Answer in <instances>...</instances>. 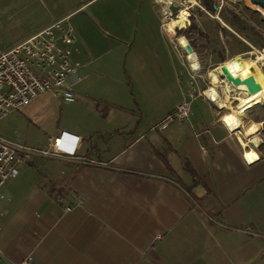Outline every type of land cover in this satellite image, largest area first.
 <instances>
[{
    "label": "crops",
    "instance_id": "obj_1",
    "mask_svg": "<svg viewBox=\"0 0 264 264\" xmlns=\"http://www.w3.org/2000/svg\"><path fill=\"white\" fill-rule=\"evenodd\" d=\"M92 1L0 0V54ZM151 32L130 29L107 60L82 54L78 34L75 101L40 96L2 120L7 141L42 149L55 132L74 152L15 165L0 189V264H264V107L232 133L176 42ZM185 100L188 119L159 131ZM51 106L59 119L41 115ZM254 138L248 166L239 142Z\"/></svg>",
    "mask_w": 264,
    "mask_h": 264
},
{
    "label": "rangeland",
    "instance_id": "obj_2",
    "mask_svg": "<svg viewBox=\"0 0 264 264\" xmlns=\"http://www.w3.org/2000/svg\"><path fill=\"white\" fill-rule=\"evenodd\" d=\"M151 2L152 7L150 0H140V2L138 0H93L80 12L75 13L73 19L67 18L74 30L75 43L78 34L85 43L90 38L87 46L83 45L82 54L89 53L93 58L102 60L120 57L116 54L115 48L121 39L128 36V31L132 28H151V33L161 42L160 34L163 35V32L168 33L174 43L178 37L183 36L198 57L201 70H197V73L200 75V92L202 93L210 87V82L207 79L209 71H216L219 66L230 60L248 66L250 62H253L251 57L241 56V54L249 52L246 43L256 48L264 46V11L253 6L249 0H162L161 2L151 0ZM174 7L177 8V11H173ZM211 7L214 8V11L211 10ZM180 9H185L188 12V22L185 26L177 25L178 21L175 20L176 13ZM155 10L159 13L158 23L163 29L162 32L156 30L158 26L155 16L149 17V14L145 13ZM134 12L139 14L134 17ZM92 28L102 32L108 30L109 35L106 39L92 35L89 37L88 34L92 33ZM76 46L77 43L75 46L73 45V55L80 52ZM180 52L184 54L183 51L180 50ZM232 66H229V69ZM254 69L258 71L255 66ZM219 78L223 79L220 76ZM217 87L218 93L224 95V84ZM229 90L227 96L235 98L238 92L231 87ZM46 95L50 96L52 100L55 99L54 101H59L50 93L41 96ZM234 104L236 103L234 102ZM258 106L264 107V101ZM56 111L58 108L55 109V113L54 111L52 113L51 106V110L45 109L41 115L49 119H59L58 113L55 115ZM218 111L222 117L226 113L223 109ZM247 112L245 116L242 115L248 120H252L257 113L255 110L252 114ZM1 123L2 120H0ZM252 134L255 135V133ZM59 135L53 132L47 138L53 139Z\"/></svg>",
    "mask_w": 264,
    "mask_h": 264
},
{
    "label": "built area",
    "instance_id": "obj_3",
    "mask_svg": "<svg viewBox=\"0 0 264 264\" xmlns=\"http://www.w3.org/2000/svg\"><path fill=\"white\" fill-rule=\"evenodd\" d=\"M74 43V30L67 19H63L44 27L0 54V120L29 105L43 94L50 93L66 104L75 101L74 83L69 80L75 77L77 83L82 77L78 76L80 67L72 58ZM246 45L249 52L241 56L251 57L264 73V46L256 48L247 43ZM189 64L193 69L191 63ZM219 76L222 77L220 74ZM204 94L205 91L201 95L215 105ZM192 97V94H189V98ZM189 115L190 101L185 100L175 107L157 129L162 131L170 123L181 124ZM243 115L245 116L246 112ZM49 142L48 147L35 149L0 137V189L9 178L17 175L15 165L18 163L29 162L34 157L61 158L73 155V149L63 148L65 142L62 134L49 139ZM239 143L243 149L242 158L246 165L249 166L259 160L258 144H254L251 140ZM74 146L72 145L73 148ZM249 153H255L256 157L253 160L248 159ZM33 262V257L29 254L16 264H33Z\"/></svg>",
    "mask_w": 264,
    "mask_h": 264
},
{
    "label": "bare ground",
    "instance_id": "obj_4",
    "mask_svg": "<svg viewBox=\"0 0 264 264\" xmlns=\"http://www.w3.org/2000/svg\"><path fill=\"white\" fill-rule=\"evenodd\" d=\"M160 2L162 0H159ZM168 2V1H167ZM172 5V4H171ZM168 12V11H167ZM169 14V13H168ZM167 16V15H166ZM188 12L185 9H180L175 16V20L178 21L177 25L185 26L188 22ZM176 45L181 51L184 52L185 59L191 63L192 68L196 71L200 69L199 61L197 55L194 53L193 49L188 50L190 46L187 39L180 36L176 39ZM191 47V46H190ZM231 61L229 64H224L228 69L229 73L233 78H238L240 80H245L252 77L254 81L260 86L259 90L254 94H247V89L244 84L232 85L226 79H220V67L215 70H211L207 73V79L210 82V87L205 92V96L211 99L215 106L219 109H223L226 113L223 116V123L229 129V131L236 132L242 128L247 129L248 123L242 118V114L248 110L262 104L264 101V73L259 69L255 62H250V65L244 66L242 64L234 63ZM242 63V62H240ZM233 64V66H232ZM229 66H232L229 69ZM254 66L258 68V71L254 69ZM193 70V71H195ZM201 70V69H200ZM262 73V74H261ZM224 84V95H220L217 91V86ZM229 87L237 91L235 98H231L229 95ZM234 102L236 104H234ZM234 105V106H232ZM250 125V124H249ZM254 144H258V139L254 138L251 140Z\"/></svg>",
    "mask_w": 264,
    "mask_h": 264
},
{
    "label": "water",
    "instance_id": "obj_5",
    "mask_svg": "<svg viewBox=\"0 0 264 264\" xmlns=\"http://www.w3.org/2000/svg\"><path fill=\"white\" fill-rule=\"evenodd\" d=\"M249 1L253 6H257L262 11H264V0H249ZM173 11H177V8L174 7ZM191 49L192 48L189 46L188 50H191ZM219 70H220V75L224 79H226L228 82H230L232 85L236 86L239 84H244L246 86V89H247V94H254L260 88V86L254 81V79L252 77H249L243 81L238 79V78H233L225 65H221Z\"/></svg>",
    "mask_w": 264,
    "mask_h": 264
},
{
    "label": "trees",
    "instance_id": "obj_6",
    "mask_svg": "<svg viewBox=\"0 0 264 264\" xmlns=\"http://www.w3.org/2000/svg\"><path fill=\"white\" fill-rule=\"evenodd\" d=\"M211 10H212V11H214V8H213V7H211Z\"/></svg>",
    "mask_w": 264,
    "mask_h": 264
}]
</instances>
